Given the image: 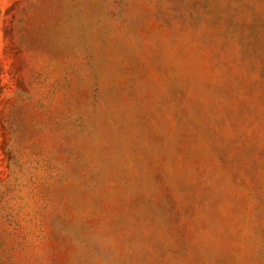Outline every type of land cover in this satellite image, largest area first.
I'll use <instances>...</instances> for the list:
<instances>
[{"label":"rangeland","instance_id":"374dc122","mask_svg":"<svg viewBox=\"0 0 264 264\" xmlns=\"http://www.w3.org/2000/svg\"><path fill=\"white\" fill-rule=\"evenodd\" d=\"M0 264H264V0H0Z\"/></svg>","mask_w":264,"mask_h":264}]
</instances>
